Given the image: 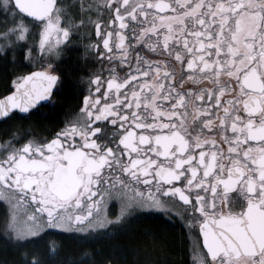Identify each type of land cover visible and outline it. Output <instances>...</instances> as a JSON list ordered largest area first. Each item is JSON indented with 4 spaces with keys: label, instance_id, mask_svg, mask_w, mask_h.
I'll return each instance as SVG.
<instances>
[{
    "label": "flooded vegetation",
    "instance_id": "flooded-vegetation-1",
    "mask_svg": "<svg viewBox=\"0 0 264 264\" xmlns=\"http://www.w3.org/2000/svg\"><path fill=\"white\" fill-rule=\"evenodd\" d=\"M16 15L39 37L26 73L58 80L46 104L0 121V192L50 229L143 206L101 239L126 232L133 264H264V0H56L41 21Z\"/></svg>",
    "mask_w": 264,
    "mask_h": 264
},
{
    "label": "rangeland",
    "instance_id": "rangeland-1",
    "mask_svg": "<svg viewBox=\"0 0 264 264\" xmlns=\"http://www.w3.org/2000/svg\"><path fill=\"white\" fill-rule=\"evenodd\" d=\"M11 0H0V28L4 27V36L0 38V47L5 46L10 48L13 46H27V49L34 47L35 29L32 23H28L16 15V11L10 10ZM10 10V11H9ZM52 59H55L52 58ZM131 200V195L127 192H122L118 197V202L121 200ZM134 204V203H133ZM143 206L136 204L127 211L122 205L121 213L124 217H114V209H110L108 217L102 222H91L81 227H71L63 229L61 227H53L50 229L45 226L47 222L45 215L35 214L32 206L22 201L13 193L7 191L0 192V242L18 248L35 249L42 242L50 245V250H54L57 237L70 238L78 243H87L98 241L102 238L113 237L119 235L122 229H125L132 219V215L138 214V209ZM106 228V229H105ZM115 250V249H114ZM131 255L130 249L126 250ZM86 258V254L82 256ZM33 262V261H32Z\"/></svg>",
    "mask_w": 264,
    "mask_h": 264
},
{
    "label": "trees",
    "instance_id": "trees-1",
    "mask_svg": "<svg viewBox=\"0 0 264 264\" xmlns=\"http://www.w3.org/2000/svg\"><path fill=\"white\" fill-rule=\"evenodd\" d=\"M10 8L14 10L11 6ZM22 19L25 18L22 17ZM23 53L24 47L15 45L7 48L5 59L0 61V97L11 89L13 82L30 70L23 66ZM58 98L57 94V100ZM57 103L60 101H55L51 106L45 105L40 111L53 112L57 109V107L54 108ZM117 238L114 241L100 239L94 242L78 243L73 239L58 236L53 251L50 250V245L42 243L43 241L35 249L18 248L0 242V264H133L126 251L129 249L127 233L124 232ZM84 253L86 258L83 259ZM169 254L166 253V257L162 260L181 263L180 256Z\"/></svg>",
    "mask_w": 264,
    "mask_h": 264
},
{
    "label": "water",
    "instance_id": "water-1",
    "mask_svg": "<svg viewBox=\"0 0 264 264\" xmlns=\"http://www.w3.org/2000/svg\"><path fill=\"white\" fill-rule=\"evenodd\" d=\"M11 3L20 15L41 21L51 13L56 0H11ZM57 80L56 75L47 74L43 70H32L24 74L9 93L0 97V121L13 112L26 114L41 104H46ZM58 188L62 199L70 197L73 192L64 188V185H59Z\"/></svg>",
    "mask_w": 264,
    "mask_h": 264
}]
</instances>
